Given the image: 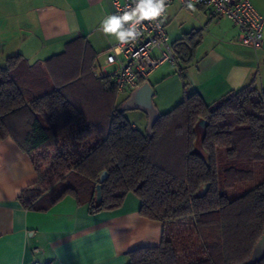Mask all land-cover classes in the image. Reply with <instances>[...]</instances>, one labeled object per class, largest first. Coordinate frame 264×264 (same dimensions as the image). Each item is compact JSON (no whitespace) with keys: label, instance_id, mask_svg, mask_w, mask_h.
<instances>
[{"label":"trees","instance_id":"1","mask_svg":"<svg viewBox=\"0 0 264 264\" xmlns=\"http://www.w3.org/2000/svg\"><path fill=\"white\" fill-rule=\"evenodd\" d=\"M199 33L172 43L179 64L191 61ZM76 55L66 49L56 57L68 70L42 93L32 92L39 74L21 54L0 64V138L12 137L37 174L21 204L46 210L71 195L97 212L119 207L131 192L139 214L164 230L158 245L132 250L127 264H244L264 232V178L235 196L221 189L252 180L251 162L264 161V90L253 79L211 104L184 91L149 133L132 125L122 102L103 118L82 111L68 91ZM250 264H264V256Z\"/></svg>","mask_w":264,"mask_h":264},{"label":"crops","instance_id":"2","mask_svg":"<svg viewBox=\"0 0 264 264\" xmlns=\"http://www.w3.org/2000/svg\"><path fill=\"white\" fill-rule=\"evenodd\" d=\"M250 1L264 18V0ZM192 8L198 26L182 35L200 31L191 61L176 66L164 62L145 79L160 113L179 103L184 91H195L211 104L253 79L264 90V40L258 49L243 45L228 17H213L200 5ZM111 12V0H0V64L21 54L39 74V83L32 86L37 91L32 92L42 93L62 81L68 70L56 57L66 49L77 50L71 66L77 73L68 91L87 115L103 118L129 94L114 90L116 66L105 61L119 41L102 30ZM210 26L214 30L207 33L204 45ZM135 112L132 125L145 128L146 114ZM36 182L30 156L12 137L0 138V264H127L132 250L161 240L164 224L140 215V199L131 192L110 210L91 212L87 203L71 195L46 210L27 209L18 197Z\"/></svg>","mask_w":264,"mask_h":264},{"label":"built area","instance_id":"3","mask_svg":"<svg viewBox=\"0 0 264 264\" xmlns=\"http://www.w3.org/2000/svg\"><path fill=\"white\" fill-rule=\"evenodd\" d=\"M180 7L200 5L205 7L213 17H228L238 29L237 41L243 45L258 49L264 34V18L255 10L250 0H165L164 11L151 20H141L136 25L139 33L135 39L127 43L117 41L110 47L106 63L115 64L113 85L117 92H130L140 85L159 65L168 62L178 65L179 56L175 53L166 30L165 13L171 3ZM137 0H111V15L123 16L131 14L136 8ZM133 20L124 22L127 28ZM120 47L119 55L114 51Z\"/></svg>","mask_w":264,"mask_h":264},{"label":"rangeland","instance_id":"4","mask_svg":"<svg viewBox=\"0 0 264 264\" xmlns=\"http://www.w3.org/2000/svg\"><path fill=\"white\" fill-rule=\"evenodd\" d=\"M194 13H197L194 8L190 7L189 9H185L183 7L179 8L176 4L170 5L167 7L166 15H165V22H166V30L168 32L170 42H174L178 37L182 36L185 32L190 30L193 26H198V20L194 16ZM204 24V23H203ZM213 28L210 26L207 28L205 36V43H207V33L213 32ZM167 65H169L167 63ZM111 67H107V71H110ZM129 93V92H128ZM136 110H127L126 115L130 120H134V116L137 114ZM198 150L201 151V148L198 146ZM246 164V163H245ZM250 167L254 170L255 176L252 180L244 181L240 184H236L230 188H223L221 189L228 196H235L238 195L248 188L252 187L254 184L258 182L260 178H264V161L260 162H251ZM178 225L176 224L175 228Z\"/></svg>","mask_w":264,"mask_h":264},{"label":"water","instance_id":"5","mask_svg":"<svg viewBox=\"0 0 264 264\" xmlns=\"http://www.w3.org/2000/svg\"><path fill=\"white\" fill-rule=\"evenodd\" d=\"M153 89L148 81H143L140 85L132 89L126 99L121 103V110H140L147 116L146 129L150 133L155 122L158 120L160 112L154 104L153 101ZM107 172L103 170L98 179V184L96 185V199L99 201L101 199V182L106 178ZM208 185L202 186L200 194H203L207 189ZM264 256V232H262L259 239L256 241L251 256L244 264H250L259 258Z\"/></svg>","mask_w":264,"mask_h":264},{"label":"clouds","instance_id":"6","mask_svg":"<svg viewBox=\"0 0 264 264\" xmlns=\"http://www.w3.org/2000/svg\"><path fill=\"white\" fill-rule=\"evenodd\" d=\"M164 4L165 0H137L136 8L131 14L109 16L102 22V30L105 33L115 34L119 41L127 43L139 34L136 25L141 20H151L159 16L164 11ZM189 7L192 5L189 4ZM133 17H136L134 23L125 28L124 22L133 20ZM114 51L119 55L122 49L117 47Z\"/></svg>","mask_w":264,"mask_h":264}]
</instances>
